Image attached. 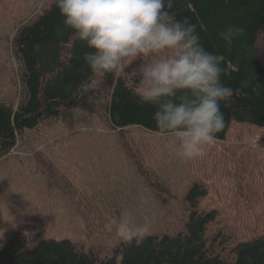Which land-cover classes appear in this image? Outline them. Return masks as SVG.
I'll return each instance as SVG.
<instances>
[{"label":"trees","instance_id":"16d2710c","mask_svg":"<svg viewBox=\"0 0 264 264\" xmlns=\"http://www.w3.org/2000/svg\"><path fill=\"white\" fill-rule=\"evenodd\" d=\"M169 11L177 20L196 25L206 50L225 56L222 67L231 74L222 77L226 86L235 89L243 80H252L254 86V77L264 86V0H171ZM63 20L56 0H46L40 12L21 24L11 38L21 90L17 106L0 100V160L12 156L21 143L32 145L26 138L31 131L44 127L51 132V128L64 124L71 132L76 122L94 114L99 128L122 145L126 165L137 166L138 176L154 189L166 214L171 201L179 199L178 189H183L186 219L179 231L174 232L178 224L163 221V232L147 233L131 243L120 239L103 252L98 247L79 245L66 235L39 236L31 244L29 223L19 224L0 235V264H264V232L241 236L233 243L218 226L224 221V228H231L222 213L201 205L209 191L203 181L193 180L186 186L183 177L182 185L166 180L146 161L145 149L128 133V128L138 127L157 134L155 106L141 103L135 94L140 65L148 58L124 62L120 69L126 76L119 74V69L95 76L83 59L90 49ZM230 25L245 32L229 49L218 34ZM245 91L247 95L221 104L225 125L215 134L216 141L226 139L233 123L264 129V89L260 95L252 86ZM58 152V161L67 160L66 150ZM37 155L41 158L36 162L41 169L39 176L53 184L52 191H61L68 198L76 193L80 205L84 197L89 198V205L96 208L94 195L78 192L71 166L57 165L46 151Z\"/></svg>","mask_w":264,"mask_h":264},{"label":"rangeland","instance_id":"374dc122","mask_svg":"<svg viewBox=\"0 0 264 264\" xmlns=\"http://www.w3.org/2000/svg\"><path fill=\"white\" fill-rule=\"evenodd\" d=\"M45 3L46 0H0V100L14 102L15 106L21 85L11 54V38ZM118 73L126 76L123 69ZM84 119L76 122L72 133L64 124L51 128V132L44 127L31 131L26 138L32 145L21 143L12 156L0 160V235L29 223L31 244L39 236L57 234L103 252L121 239L115 228L109 232L104 225L122 213L131 214L134 225L147 223L148 233L163 232V221L178 224L174 232L179 231L186 219L182 212L186 207L183 189H178L179 199L171 201L166 214L154 189L138 176L137 166L126 165L120 142L99 128L96 115L87 114ZM128 133L145 149L146 161L166 180L182 185L183 177L186 186L193 180L203 181L209 191L201 205L222 213L231 228H224V221L218 226L233 243L241 236L264 232V129L233 123L224 141L215 140L205 156L188 162L178 158L174 137L162 139L138 127L128 128ZM58 149L67 151V160H57ZM38 151H46L57 165L71 166L78 192L94 195L96 208L89 205V198L84 197L80 205L76 193L68 198L61 191H52L53 184L39 176Z\"/></svg>","mask_w":264,"mask_h":264},{"label":"clouds","instance_id":"9594fccd","mask_svg":"<svg viewBox=\"0 0 264 264\" xmlns=\"http://www.w3.org/2000/svg\"><path fill=\"white\" fill-rule=\"evenodd\" d=\"M64 25L87 46L83 59L95 76L117 71L121 65L147 57L140 65L135 94L143 104L155 106L157 135L176 138L182 162L206 155L215 134L225 125L221 104L252 91L260 95L264 86L243 80L233 89L222 82L226 73L223 54H214L201 43L196 25L177 20L170 13L171 0H56ZM245 30L230 25L219 37L230 49ZM125 242L145 236L147 223L133 224L131 214L122 213L105 225Z\"/></svg>","mask_w":264,"mask_h":264}]
</instances>
